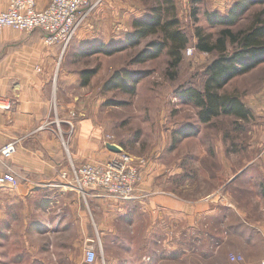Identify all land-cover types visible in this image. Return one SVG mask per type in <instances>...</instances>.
<instances>
[{
	"label": "rangeland",
	"instance_id": "obj_1",
	"mask_svg": "<svg viewBox=\"0 0 264 264\" xmlns=\"http://www.w3.org/2000/svg\"><path fill=\"white\" fill-rule=\"evenodd\" d=\"M239 1L242 0H203L195 5L194 0H173L180 27L190 40L188 49H193L190 55L185 52L178 69L170 65L167 51L154 61L131 63L157 37L148 38L136 48L128 46L113 56L84 53L97 46L101 37L95 34L101 33H109L111 48L127 46V38L134 32V20L150 17L153 8L164 0H101V5L109 6L108 16L113 20L112 24L101 31L97 28L87 32L86 27L64 53L62 49L45 45L39 30L26 33L8 28L0 34V70L10 73L11 84L19 83L18 78L28 74L49 76L52 102L49 120L55 122L58 133L63 107L77 109L78 117H89L93 113L102 131V143L116 145L137 159L141 172L139 185L147 166L161 167L166 177H160L159 181L163 180L165 188H176L179 197L186 201L203 200L211 204L209 248L197 243V250L186 255L187 244L183 243L178 257L166 252V260L160 264L264 263V64L236 77L223 90L240 97L253 111L247 121L221 116L203 125L198 109L184 103L176 93L189 86L203 88L205 70L216 56L196 50V30L202 28L206 35L214 34L216 38L221 29L211 27L207 14L227 15ZM194 8L198 10L197 19L193 15ZM98 11L93 13L90 10L85 23L100 20L99 15L96 17ZM263 11L264 4L255 5L233 31L249 30L256 15ZM123 69L148 72L139 82L135 95L106 89L111 76ZM91 70L97 71L91 84L81 87V75ZM68 75L74 76L76 81H65L63 78ZM15 108L16 105L11 112ZM187 125L199 128L198 133L181 138L174 146V134ZM2 141L6 138L0 134V144ZM10 160L11 157L0 156V201H5L4 204L9 206L8 213L17 220L11 229L13 240L4 243L6 251L20 254L12 262L29 264L26 255L22 254L31 247L38 256L35 264H86L84 254L89 248L96 250L99 264L128 263L122 243V235L127 230L123 221L113 222L115 228L107 242L94 228L93 241L84 243L75 216H66L64 212V227H50L45 231L41 227V231H36L33 236L34 241L27 244L26 237L22 236L23 206L19 203L11 207L10 193L15 188L2 182L4 175L13 169ZM72 194L77 196V193ZM58 213V207L54 208L51 219ZM35 216L34 220L45 218L42 210L36 211ZM202 248L210 252V258H198ZM137 250L138 245L134 249L136 258L131 264H140ZM42 251L48 253L41 255ZM233 256L242 260L234 262ZM142 262L158 264L153 258Z\"/></svg>",
	"mask_w": 264,
	"mask_h": 264
},
{
	"label": "crops",
	"instance_id": "obj_2",
	"mask_svg": "<svg viewBox=\"0 0 264 264\" xmlns=\"http://www.w3.org/2000/svg\"><path fill=\"white\" fill-rule=\"evenodd\" d=\"M36 1L39 11L45 10L51 3V0ZM9 4L10 0H0V12L7 11ZM89 8L93 13L99 10L96 17L99 15L100 20L85 23L77 37L86 27L87 32L97 28L101 31L113 22L108 16L109 6L101 5V0H89ZM95 35L101 37L97 45L110 47L109 33ZM11 77L8 71L0 70V95L12 98L16 103L14 112L0 114V134L6 138L0 144V151L9 144L17 146L11 156V166L25 182L21 180L19 186L12 189L10 205L12 207L21 203L23 206L21 213L25 216L21 217L22 236L26 237L27 244L34 241L33 236L36 231H41V227L44 231L50 227H64L65 212L66 216H75L84 243L93 241L94 228L107 242V237L115 228L113 222L123 221V227L127 230L122 235V243L128 261L123 264L134 263L136 245L140 264L152 258L158 264L163 263L166 252L178 257L183 243L187 244L186 255L197 250V243L209 248L211 204L203 200L186 201L179 197L176 188H165L163 180L159 181L160 177H166L161 167L147 166L138 188V195H144L145 198L133 202L108 198L101 191H88L83 195L74 189L65 188L68 181L63 179V173L69 172L72 163L82 165L93 161L103 162L115 152L108 148V143H102V131L93 113L89 117H78L77 109L63 107L58 133L55 122L49 120L52 115L49 76L24 75L18 78L19 83L15 85L11 84ZM63 79L76 81L72 75L64 76ZM72 192L77 193V196ZM4 203V200L0 201V264H18L12 261L20 254L6 251L4 246L6 240H13L11 229L17 222L14 215L8 213L9 206ZM57 207L59 213L51 219V213ZM38 210L44 214L42 221L34 220ZM204 248L197 256L208 259L210 252H205ZM35 252L30 247L22 254L26 255L29 264H35L38 257ZM47 253L42 251L41 255ZM84 260L86 263L85 254ZM98 261L95 264H99Z\"/></svg>",
	"mask_w": 264,
	"mask_h": 264
},
{
	"label": "trees",
	"instance_id": "obj_3",
	"mask_svg": "<svg viewBox=\"0 0 264 264\" xmlns=\"http://www.w3.org/2000/svg\"><path fill=\"white\" fill-rule=\"evenodd\" d=\"M203 0H194L198 5ZM264 4V0L239 1L227 15L218 12L208 13L207 20L212 28L221 29L218 36L205 34L202 28H197L196 50L200 53L214 55L216 58L205 70V81L202 89L194 86L178 90V97L187 104L198 109L201 124L212 123L218 117L230 116L241 120H249L253 111L249 109L240 97L224 93L225 87L236 77L248 74L264 64V11L257 14L254 24L247 31L235 32L233 29L239 20L255 5ZM197 8L193 15L197 19ZM134 32L127 38V46L111 48L105 44L90 48L86 55L104 54L113 56L129 47L136 48L150 37H157L147 44L136 55L131 63L140 64L154 61L167 51L170 65L178 69L185 52L188 51L190 40L180 27V20L173 0H164L160 6L153 8L150 17L134 20ZM96 70L85 71L81 75V86L91 84ZM148 72H138L123 69L115 72L106 84V89L121 90L135 95L139 82ZM199 128L187 125L174 134V146L181 138L196 135Z\"/></svg>",
	"mask_w": 264,
	"mask_h": 264
},
{
	"label": "built area",
	"instance_id": "obj_4",
	"mask_svg": "<svg viewBox=\"0 0 264 264\" xmlns=\"http://www.w3.org/2000/svg\"><path fill=\"white\" fill-rule=\"evenodd\" d=\"M36 3V0H10L8 10L0 12V34L8 28L26 33L39 30L45 45L66 52L87 20L91 10L89 0H51L42 11L37 9ZM188 53L192 54L193 49H188ZM15 105L14 99L0 95V114L11 112ZM15 152L16 145L9 144L0 151V156L8 158ZM63 179L68 181L65 188L83 195L88 191H101L104 196L123 202L145 198L138 195L141 172L137 159L123 150L103 162L93 161L78 166L72 163L70 172L63 173ZM21 180L24 178L11 168L2 182L17 188ZM85 256L87 264H94L98 259L94 248H89ZM232 260L239 262L242 258L233 256Z\"/></svg>",
	"mask_w": 264,
	"mask_h": 264
},
{
	"label": "water",
	"instance_id": "obj_5",
	"mask_svg": "<svg viewBox=\"0 0 264 264\" xmlns=\"http://www.w3.org/2000/svg\"><path fill=\"white\" fill-rule=\"evenodd\" d=\"M108 148L115 153H120L122 151L121 148L112 144H109Z\"/></svg>",
	"mask_w": 264,
	"mask_h": 264
}]
</instances>
